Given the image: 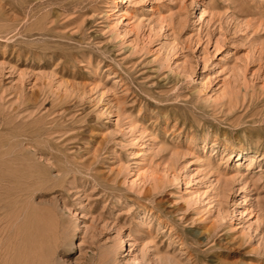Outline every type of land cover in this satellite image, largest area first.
Here are the masks:
<instances>
[{"label": "rangeland", "instance_id": "1", "mask_svg": "<svg viewBox=\"0 0 264 264\" xmlns=\"http://www.w3.org/2000/svg\"><path fill=\"white\" fill-rule=\"evenodd\" d=\"M0 264H264V0H0Z\"/></svg>", "mask_w": 264, "mask_h": 264}, {"label": "bare ground", "instance_id": "2", "mask_svg": "<svg viewBox=\"0 0 264 264\" xmlns=\"http://www.w3.org/2000/svg\"><path fill=\"white\" fill-rule=\"evenodd\" d=\"M237 161H241L240 159H237ZM141 172H138L135 176H136V178H140L139 176H141Z\"/></svg>", "mask_w": 264, "mask_h": 264}]
</instances>
